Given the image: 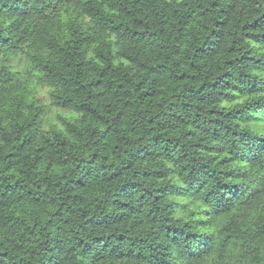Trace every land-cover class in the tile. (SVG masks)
Wrapping results in <instances>:
<instances>
[{"label": "trees", "instance_id": "1", "mask_svg": "<svg viewBox=\"0 0 264 264\" xmlns=\"http://www.w3.org/2000/svg\"><path fill=\"white\" fill-rule=\"evenodd\" d=\"M0 264H264V0H0Z\"/></svg>", "mask_w": 264, "mask_h": 264}, {"label": "rangeland", "instance_id": "2", "mask_svg": "<svg viewBox=\"0 0 264 264\" xmlns=\"http://www.w3.org/2000/svg\"><path fill=\"white\" fill-rule=\"evenodd\" d=\"M5 64L9 66L10 70L17 74L20 81H28L29 87L35 97L41 101L43 105L42 124L44 129L51 127L62 128L61 118L76 116L73 112L60 109L51 104L49 93L50 88L42 83L35 73L30 72L29 65L26 59L21 54H15L7 57Z\"/></svg>", "mask_w": 264, "mask_h": 264}]
</instances>
